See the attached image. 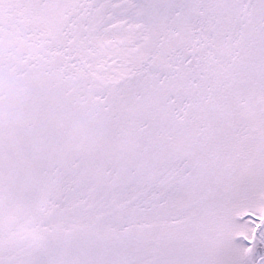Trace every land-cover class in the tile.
I'll return each mask as SVG.
<instances>
[{"label": "snow or ice", "instance_id": "6c2138e0", "mask_svg": "<svg viewBox=\"0 0 264 264\" xmlns=\"http://www.w3.org/2000/svg\"><path fill=\"white\" fill-rule=\"evenodd\" d=\"M0 264H264V0H0Z\"/></svg>", "mask_w": 264, "mask_h": 264}]
</instances>
